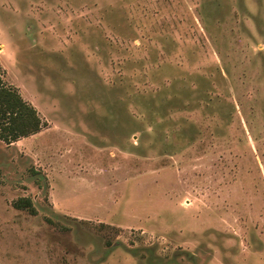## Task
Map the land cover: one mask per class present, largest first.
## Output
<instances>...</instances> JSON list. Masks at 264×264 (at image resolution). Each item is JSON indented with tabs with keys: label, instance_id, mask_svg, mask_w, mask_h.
Returning a JSON list of instances; mask_svg holds the SVG:
<instances>
[{
	"label": "rangeland",
	"instance_id": "1",
	"mask_svg": "<svg viewBox=\"0 0 264 264\" xmlns=\"http://www.w3.org/2000/svg\"><path fill=\"white\" fill-rule=\"evenodd\" d=\"M0 75V264H264V0H0Z\"/></svg>",
	"mask_w": 264,
	"mask_h": 264
},
{
	"label": "trees",
	"instance_id": "2",
	"mask_svg": "<svg viewBox=\"0 0 264 264\" xmlns=\"http://www.w3.org/2000/svg\"><path fill=\"white\" fill-rule=\"evenodd\" d=\"M44 125L35 108L23 100L15 89L6 86L0 75V141L14 143L37 134ZM13 207L34 213L27 198L17 200Z\"/></svg>",
	"mask_w": 264,
	"mask_h": 264
}]
</instances>
